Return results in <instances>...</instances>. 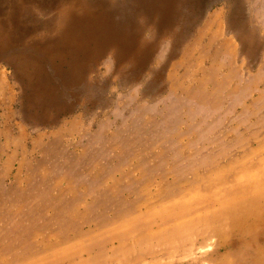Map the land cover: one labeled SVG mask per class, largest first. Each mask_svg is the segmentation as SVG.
Returning a JSON list of instances; mask_svg holds the SVG:
<instances>
[{
	"label": "rangeland",
	"instance_id": "374dc122",
	"mask_svg": "<svg viewBox=\"0 0 264 264\" xmlns=\"http://www.w3.org/2000/svg\"><path fill=\"white\" fill-rule=\"evenodd\" d=\"M262 148L264 0H0V264H256Z\"/></svg>",
	"mask_w": 264,
	"mask_h": 264
},
{
	"label": "bare ground",
	"instance_id": "6f19581e",
	"mask_svg": "<svg viewBox=\"0 0 264 264\" xmlns=\"http://www.w3.org/2000/svg\"><path fill=\"white\" fill-rule=\"evenodd\" d=\"M210 185L211 190L219 194L226 189L228 183L224 181ZM250 187L254 195L245 194V189L236 185L232 190L239 191L238 196L224 198L218 203L211 201L210 207H214L216 214L200 220L199 223L197 221V225L208 227L210 234L218 238L220 246L233 248L234 253L230 260L239 262L252 259L256 264H264V186L254 184Z\"/></svg>",
	"mask_w": 264,
	"mask_h": 264
}]
</instances>
